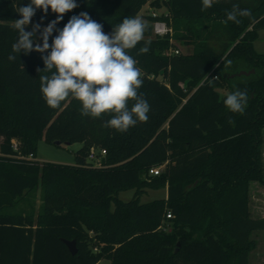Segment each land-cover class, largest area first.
Returning a JSON list of instances; mask_svg holds the SVG:
<instances>
[{
	"label": "trees",
	"instance_id": "trees-1",
	"mask_svg": "<svg viewBox=\"0 0 264 264\" xmlns=\"http://www.w3.org/2000/svg\"><path fill=\"white\" fill-rule=\"evenodd\" d=\"M29 3L0 0V264H249L251 236L264 232V219L249 212L250 184H264V54L254 50L264 0H216L204 11L201 0H76L50 44L81 12L108 34L145 5L164 11L140 16L149 29L129 54L142 70L139 92L150 112L124 133L104 126L110 116H82L71 97L47 106L39 82L45 73L37 71L47 52L21 51L8 60L21 18L15 9ZM235 5L251 16L225 23ZM56 19L51 9L36 10L25 29L40 25L34 46ZM154 23L169 33L154 34ZM146 41L150 51L138 55ZM175 42L191 51L175 54ZM237 89L248 93L243 115L223 103ZM41 140L81 144L74 165L17 158H36ZM92 149L105 151L98 164L88 160ZM153 168L158 175L149 174ZM39 188L37 213L12 212ZM162 188L165 198L140 203L145 191ZM129 190L132 199L121 201L118 194ZM62 240L75 241L74 256Z\"/></svg>",
	"mask_w": 264,
	"mask_h": 264
},
{
	"label": "clouds",
	"instance_id": "clouds-1",
	"mask_svg": "<svg viewBox=\"0 0 264 264\" xmlns=\"http://www.w3.org/2000/svg\"><path fill=\"white\" fill-rule=\"evenodd\" d=\"M216 0H201V11L213 6ZM78 7L76 0H30L26 6H17L15 11L21 16L16 19L13 29L18 36L12 44L8 56L10 62L16 54L36 51L42 55L43 69H37L40 92L47 106L56 109L69 97L81 105L80 114L85 117L101 118L110 116L105 127L124 133L138 122H147L150 105L139 92L143 85V73L130 50L144 41L149 24L140 16L125 17L112 28L111 33L103 31V25L93 20L87 12L73 15L52 39L56 24L64 14ZM45 14L51 9L57 19L50 22L40 33L42 44L35 43L40 25L26 31L36 10ZM251 11L240 9L238 5L226 14L228 21L239 24L238 17H250ZM151 41H146L138 50V55L150 51ZM230 64L231 61H228ZM132 106L129 108V102ZM246 90H235L227 94L223 103L233 112L243 115L247 108Z\"/></svg>",
	"mask_w": 264,
	"mask_h": 264
},
{
	"label": "rangeland",
	"instance_id": "rangeland-1",
	"mask_svg": "<svg viewBox=\"0 0 264 264\" xmlns=\"http://www.w3.org/2000/svg\"><path fill=\"white\" fill-rule=\"evenodd\" d=\"M163 9L152 10L148 5L142 9L139 16L146 15H160ZM175 49L182 53H187L189 46L182 45L175 42ZM173 49H170L172 51ZM254 50L259 54H264V30H261L259 37L254 42ZM264 136V134H262ZM81 148V144L74 143L71 145H62L56 147L45 143L43 140L39 141L37 145L36 158L34 160L40 163H54L60 165H74V153ZM262 163H264V147H262ZM165 188L158 190H147L140 197V203L144 204L153 200L165 198ZM134 190L120 192L118 198L127 202L132 199ZM40 206V188L37 191L26 197V200L18 204L12 212L28 211L33 208L37 213ZM249 212L253 219H264V184L254 182L250 184L249 189ZM169 230V228H165ZM251 238L255 241L256 247L249 255V264H264V232H255ZM99 264H109V261L102 260Z\"/></svg>",
	"mask_w": 264,
	"mask_h": 264
},
{
	"label": "built area",
	"instance_id": "built-area-1",
	"mask_svg": "<svg viewBox=\"0 0 264 264\" xmlns=\"http://www.w3.org/2000/svg\"><path fill=\"white\" fill-rule=\"evenodd\" d=\"M153 32L154 34L158 35V36H164L165 34L169 33V30L166 28V26L163 23H154L153 24ZM175 54L178 53L177 50L174 51ZM12 150L13 151H17L18 150V146L16 143L12 144ZM105 155V151L104 150H100V151H95V150H91L88 156V160L91 162H95L96 164H98V158L102 157ZM19 159H25V160H34V157L32 155H28L27 157H17ZM160 172V168H153L151 170H149V174L152 176H156L158 175ZM167 219L171 218V215L168 213L166 215Z\"/></svg>",
	"mask_w": 264,
	"mask_h": 264
},
{
	"label": "water",
	"instance_id": "water-1",
	"mask_svg": "<svg viewBox=\"0 0 264 264\" xmlns=\"http://www.w3.org/2000/svg\"><path fill=\"white\" fill-rule=\"evenodd\" d=\"M253 73V71L251 70L250 72H244L241 71L237 74H234L232 76H230L231 78L235 77V76H241V75H249ZM61 143L60 142H55L54 146H60ZM65 145H69L68 143H66ZM63 244L66 246L68 252L70 253L71 256H74L76 254V245H75V241H67V240H62Z\"/></svg>",
	"mask_w": 264,
	"mask_h": 264
},
{
	"label": "crops",
	"instance_id": "crops-1",
	"mask_svg": "<svg viewBox=\"0 0 264 264\" xmlns=\"http://www.w3.org/2000/svg\"><path fill=\"white\" fill-rule=\"evenodd\" d=\"M259 33H260V31L258 32V37H259ZM189 49L190 50H188V52L187 53H189L190 51H191V48L189 47ZM165 196H166V191H165ZM103 260H105V259H103ZM102 261V260H101ZM101 261H99L97 264H99V263H101ZM106 261V260H105ZM108 261V260H107ZM109 264H110V262H109Z\"/></svg>",
	"mask_w": 264,
	"mask_h": 264
}]
</instances>
